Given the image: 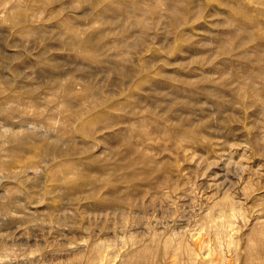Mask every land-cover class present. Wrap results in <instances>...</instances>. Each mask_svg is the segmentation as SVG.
I'll return each instance as SVG.
<instances>
[{"label":"rangeland","instance_id":"1","mask_svg":"<svg viewBox=\"0 0 264 264\" xmlns=\"http://www.w3.org/2000/svg\"><path fill=\"white\" fill-rule=\"evenodd\" d=\"M0 264H264V0H0Z\"/></svg>","mask_w":264,"mask_h":264},{"label":"bare ground","instance_id":"2","mask_svg":"<svg viewBox=\"0 0 264 264\" xmlns=\"http://www.w3.org/2000/svg\"><path fill=\"white\" fill-rule=\"evenodd\" d=\"M172 12H173V11H172ZM20 15H21V14H20ZM22 18H23V17H22ZM22 18H21V19H22ZM19 19H20V18H19ZM19 19H18V20H19ZM16 21H17V20H16ZM18 23H19V21H18ZM20 24H21V23H20ZM16 26H17V25H16Z\"/></svg>","mask_w":264,"mask_h":264}]
</instances>
